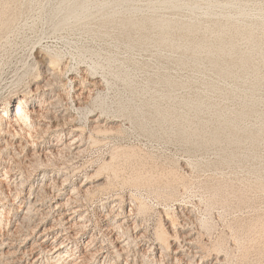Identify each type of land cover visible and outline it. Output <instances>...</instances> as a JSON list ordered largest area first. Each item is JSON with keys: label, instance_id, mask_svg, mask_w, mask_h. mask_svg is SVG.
Wrapping results in <instances>:
<instances>
[{"label": "rangeland", "instance_id": "1", "mask_svg": "<svg viewBox=\"0 0 264 264\" xmlns=\"http://www.w3.org/2000/svg\"><path fill=\"white\" fill-rule=\"evenodd\" d=\"M58 1L0 0V112L7 99L12 98V104H16L25 89L29 86L36 89L38 79L43 75L41 64L37 62L41 59L37 51L58 54L61 64L55 70L58 74L49 76L53 78H50L51 83L55 81L51 84L53 86L31 93L29 102L36 98L35 110L50 109L52 115L62 106L69 111V119L64 121L67 124L63 120L60 123L52 121L48 115L37 117L35 125L38 129L33 138H26L21 132L14 135L13 129L8 132L0 126V264H41L36 261L38 255H46L43 264H56L52 255L40 254V243L46 237L41 232L44 228H52L47 239H52L58 232L64 233L59 231L62 228L58 223L60 220L67 222L71 210L78 205L77 219L84 215L88 221V228L75 238L78 246L85 249L88 256L96 247L109 253V262L104 261V253L95 256V260L90 254L87 264H264V174L259 176L252 171L258 169V161H250L247 165L220 163L215 148H190L187 143V134L200 126L198 121L207 120L209 114L185 117L180 113L185 110L184 104L179 101L188 91L207 89L210 80L217 84L215 71L209 66L192 65L174 69L171 58L165 55L169 52L168 47L158 39L131 37L128 40L125 35L116 33L118 16L128 14L129 5L141 9L136 17L153 14L183 21L196 17L201 29L193 38L176 34L175 42L184 43L191 39L209 42L213 35L203 30V26L213 22L204 14L208 0H198L201 7L194 15L185 9L173 11L161 0H136L124 5L112 2L109 11H122L115 18L104 19L102 12L93 8L92 15L81 23L55 27L50 17ZM224 1L227 0H214L215 9L218 10V5ZM232 1L242 2L249 12L250 16L240 20L241 26L252 25L257 14L264 13V0ZM152 7H155L154 13L150 11ZM150 24L148 21L147 26ZM255 26L251 40L264 48V29ZM235 40L241 50L249 45L246 35H237ZM179 51L176 49L175 54ZM252 61L259 63L260 70L264 71L262 58L254 56ZM113 69L119 73L127 72L128 78L139 85L154 80L156 72L175 74V129H168L169 117L165 127L160 120L158 122L154 108L149 106H144L148 111L143 128L124 116L119 110L122 103L129 100L131 105H141L148 96L132 94L131 102L124 82L115 78ZM231 83L232 80L228 79L223 86L228 88ZM78 92L81 93L80 100L75 98L73 101L71 96ZM57 97L64 104L58 102ZM53 99L57 101L54 103ZM171 101L164 98L157 99L156 103L165 110ZM223 102L231 108L240 105L232 99ZM74 107L79 110L75 111ZM248 116L243 118V123H264V112ZM77 126L78 132L74 131ZM78 136H81L79 146L65 147ZM120 149L129 150V154L136 150L137 158L135 155L130 161H117L116 175L111 169H104L98 175L103 177L100 180L103 184L93 186L99 167L110 161L114 151ZM132 149L135 150L132 152ZM258 151L262 153L264 147H259ZM6 170L10 172L8 179L2 175ZM137 173H148L152 177L135 182L132 179ZM20 182H23L19 187L22 192L17 196L16 184ZM87 187L90 190L87 191ZM34 197L38 198V203L30 210L29 226L37 223L38 228L34 233L29 229V233L24 234L18 227L19 221ZM69 197L74 200L70 199V205L64 208ZM143 202L150 205V209H139ZM19 206L21 211H18ZM128 213L132 215L123 227H127L124 231L128 234L123 236L126 237L124 246L123 242L114 240L117 234L112 226L114 221L123 222ZM5 218H9L8 223ZM162 226L169 230L168 248L158 241ZM92 234L97 237L96 243L91 245H94L93 249L86 246ZM192 238L195 241L190 244L188 241ZM178 248H181L180 259H174L173 250Z\"/></svg>", "mask_w": 264, "mask_h": 264}, {"label": "bare ground", "instance_id": "2", "mask_svg": "<svg viewBox=\"0 0 264 264\" xmlns=\"http://www.w3.org/2000/svg\"><path fill=\"white\" fill-rule=\"evenodd\" d=\"M133 1H136V0H59L56 7L52 11L51 13L52 15L50 18L53 21V24L55 27L77 24V23H81L83 20L88 18L90 15H92L91 13H92L93 8H96L97 11L102 12V15L105 16L104 19H110L113 17L115 18V16L118 15V13L122 11L115 10V9H113L112 11H109L108 6H110L112 2H117V4L119 5H124V4H129ZM213 1L208 0V2L205 5V10H204V14L210 17V19H213L212 23L209 22L210 24H208L205 27L203 26V30L205 32H209L213 35L211 41L209 40V42H204V41L194 40V39L193 40L191 39L189 41L187 40L184 43L175 42L176 34L178 35L180 34V36L181 35L191 36L193 38L194 35L201 29L202 26H201L200 20L197 19L196 17L188 21L178 20L177 18L172 17V16L171 18H165L162 16L157 17L153 14H146V15H141L139 17H136L135 15H137L141 9L137 7H130L129 5L127 7V12L129 13L126 15L120 14V16H118L119 19H118V22L116 23L117 24L116 33L118 35H125V37L128 40L131 37H137L138 40L141 38H144V40L146 39L153 40L155 38L158 39L161 44H164L168 47L169 52L166 53L165 55H167L168 58H171V64L173 65L174 69H177V66H182V65H189V66L192 65V66H198V67L209 66L210 68H212L215 71L216 76H217V82H216L217 84L213 83L209 79L210 81L208 82L207 89L188 91L186 97L181 98L179 101V103L184 104L185 110L181 111L180 113L184 115L185 117L193 116L195 118L202 113L209 114V118L207 120H203L202 122L198 121V124H200L199 127L197 128L195 127V129H193L192 131L190 130L191 132H189L186 137L187 143L190 144L189 145L190 148H194L198 146H203L208 149L211 147L215 148V150L217 151V154H216L217 159L220 163L227 164L229 162H233V163H238V164L246 163L247 165V163L250 161L252 162L258 161V165H259V167L257 165L258 169L256 170L251 169V170L257 172V175L261 176L262 174H264V151L261 153L258 151V148L261 146L264 147V123L249 125V123L248 124H245L246 122L243 123L244 121L243 118L253 113H256V115L257 114L261 115L264 112V71L260 70L259 63L255 64V62L253 63L252 61L254 56H259L260 58H262L263 63H264V48L260 47L259 44L255 40H254L255 42H252L251 40L253 33H254V25L256 26L258 25L264 29V22H263L264 13L263 11H261L260 12L261 14L260 13L257 14V17L254 19V22L252 25L247 26V27L241 26L240 20L245 18L246 16H250L248 15L249 12L245 8L246 6L242 2L227 0V1L221 2L222 4L220 3L218 5L219 7L217 8L219 9L217 10L215 9L217 4L214 3ZM161 2L167 5L168 7H170L173 11H179V10L185 9L193 15L201 7V1L199 2L198 0H190L188 2H182L180 0H161ZM150 11L154 13L156 11L155 7H152ZM252 11L254 10L252 9ZM200 15L201 17L203 16L202 14ZM251 16H253V14ZM148 21L151 22L150 27H148L149 25L147 26ZM257 33H260V32L257 31ZM237 35H244V36L246 35L248 37L249 45L247 43L248 47L247 48L245 47L246 48V49L244 48L245 50L244 49L241 50L237 47V40H235ZM238 45L240 46V44ZM176 49L177 50L180 49L178 54H175ZM37 53H38L37 56L39 58L41 57V59L38 60L37 62L41 64L40 66L42 67V71L40 72L43 75L40 79H38L39 81L35 86L36 89H32V87L29 86L28 89H25L23 91L24 95L18 98V102L16 101V104H12V98L7 99V101L3 105L4 107H2L3 109L2 112H0V126H2V129H7V131L10 129H13V132H15L14 135L15 134L17 135L19 132H21L26 138H31V137L33 138L34 133L37 132L38 128H36V125H35V120L37 119V117L45 118L49 116L48 118H50V120L53 119L52 121L56 120L59 123L61 120H63L62 122H64L67 119H69L68 117L69 111L68 112L65 111L66 106L64 107L60 104L62 108L64 109L61 108L59 111L57 110V112L54 113V115H52L53 111L50 109L43 108L42 111L41 109L35 110L34 106L37 102L36 98H32L31 101L29 102L31 93L38 92L39 90H41L42 88H45V86L47 87L48 85H50L48 86V88L53 86L51 84L55 81L51 83V80H50L51 77L49 76L57 75L58 73L56 74L55 70L58 69V66L61 64V58L58 54H52L51 52H42V51H37ZM164 68L165 70H167L166 66H164ZM169 69H170V66H169ZM113 71H114L113 74L115 78H120L124 82V86L128 90L130 99L132 100L131 102H133L132 94L135 96H138L139 94L142 95L143 97L148 96L147 97L148 100L144 99L145 103L141 105H131L130 103H128L129 100H126V102L122 103L119 106V110L120 112L123 113L124 116H127V118L132 123H137L139 126L142 127L145 125V123H147V118H146L145 113L148 110L144 106H149L151 108H154V113L156 117L159 118L158 122L160 120V123L165 127L168 117H169L170 124L167 127L168 129H175L176 117H174V114L177 110V102H176L177 96L176 95L174 96L175 87L177 84L175 74L173 75L171 73H167L166 71L161 74L156 72L155 73L156 78L154 80H150L146 84L139 85L135 81L130 80L128 78L127 72L119 73V72H116L114 69ZM249 74H252V76L250 75L251 78H249L248 76ZM55 78L57 79V77ZM51 79L53 80V78ZM228 79L232 80V83L231 85H229L228 88H225L223 84ZM41 81L44 82V84H41ZM80 95L81 93L76 94V95L73 94L71 98L73 101H75V98H78L80 100ZM57 98L59 99V97ZM164 98H169L172 101L170 102L168 107H166L165 110H162L159 103H156V100L157 99L164 100ZM150 99H153V100L149 101ZM225 99L237 100L240 105L236 108H231L227 105H223L224 103L223 101ZM59 100L60 101L58 102H61V103L63 102L61 99ZM56 101L57 100H55L54 103ZM67 109H69V107ZM74 109L75 111H77L79 110V107H74ZM71 120L73 122V118ZM99 126L100 125H98L97 127ZM209 126H212V128H209ZM97 127H95V129ZM92 128L94 130V127ZM79 130L80 129L78 128V126L77 128L74 129V131H77V132ZM81 136L73 138L71 141H69V143L65 147H68V145L69 147L74 146V145L76 147L79 146L81 143L79 145L77 143L78 141H80ZM134 150L132 149V152ZM128 151L124 152L121 149L114 151V153L112 154L110 158V161H105L102 164V166L99 167V170L97 171L96 176H98L101 173V171H103L104 169H111V171H113L114 174L116 175V173L118 172V168L116 167L118 166L116 165L117 161H119L120 159H123V161H130V159L135 157V155L137 154L136 150H135L136 152L134 151L133 154L132 153L129 154ZM136 158H137V155H136ZM251 166L253 167V165ZM9 173L10 172L6 170L4 171L2 175H4V177L8 179L10 177ZM170 173H173V170ZM151 177L152 175L148 176V173L147 174L137 173L133 177L132 180L135 182H141L145 178L150 179ZM102 178L103 177H99V176L96 177V179L93 181L94 183L93 186L100 187L103 184V182H100ZM261 178L260 180H263ZM82 184H85V183H82ZM21 185H23V182L16 184L17 196H19L20 193L22 192V190H19V187ZM76 189H79V188H76ZM86 189L87 191L90 190L89 187H87ZM86 189H82V190L86 191ZM70 199L72 198L69 197L67 199V202L64 203V208L68 206ZM73 200L74 199H72V201ZM37 203H38V198L34 197V201L30 202V206H28L26 213L19 221L18 227L22 229V232L23 231L25 232L24 234H28L29 229H31L30 232L34 233L35 230L38 228L37 223L33 224L32 226H29L30 225L29 220H31V218L29 219L30 210L33 206H36ZM78 206L71 210L70 212L71 217L67 220V222L60 220V223H58L61 225V228H62L59 231H64V233L58 232L52 239H49V238L47 239L46 237L49 234L50 230H52V228L51 227L50 229L44 228L43 231L41 232V234L45 235L46 237L40 243V248H41L40 254L44 253V254L52 255L51 258L54 257L56 264H87V262H90V260H87L88 255L85 252L86 250L83 248H80L78 246L79 242L75 241V238L78 237L79 233L82 232V230H86V228H88L87 227L88 225L86 224L88 222V221L86 222V217L84 215H80L79 219H77V215H75L77 212H80V209H79L80 207L78 208ZM140 206H139L140 207L139 209H142L144 211L146 209L148 210V208L150 207V205L144 202ZM18 211H21L20 206L18 208ZM110 212L111 211H109L108 213L111 215ZM119 214H120V211L119 213H117V217ZM131 215H132L131 213L130 214L128 213L127 216H124L125 220L123 222L119 223V221H114V226H112V230L115 232V234H117L114 237V240L116 239L119 242H123L126 240V237L124 239L123 236L126 234L124 230L127 227L125 229L123 227H125L124 225L127 224L131 220ZM1 219L3 222L4 219L3 218ZM5 220L8 223L9 218H5ZM65 224L67 226H65ZM53 228L55 229V227ZM73 228H75V231L73 230ZM188 234L186 235L187 237L190 236ZM158 236H159L158 241H160L161 244L159 242L158 243L161 246L164 245V247L166 246V248H168L169 238H170L169 230H167L165 226H162L160 228ZM96 240H97L96 235L92 234L90 239L86 242V246H90L89 248L93 249L94 245L93 246L91 245L95 244ZM193 241L195 240H193L192 238V240H189L188 242L192 244ZM125 242H123L122 244H124ZM114 247L116 250V246ZM180 249L178 248L176 250L175 249L173 250L174 254H176L174 259L175 258L180 259V257L178 256V254L180 253ZM103 253L104 252L101 250V248L96 247V249L92 253L89 252V256L91 254L92 255L91 258L95 260V256H99L100 254L102 255ZM161 255L163 256L162 253L160 254V256ZM44 257H46V255L44 256L38 255V257L36 258V261H41V264H43L44 262L42 263V261ZM103 258L105 262H109V253L108 252L104 253ZM29 263L34 264L33 262H28V264ZM126 264H129V263L126 262Z\"/></svg>", "mask_w": 264, "mask_h": 264}]
</instances>
